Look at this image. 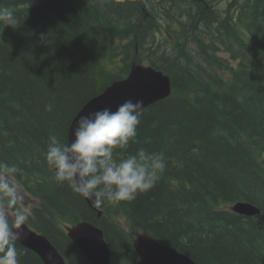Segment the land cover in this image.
Listing matches in <instances>:
<instances>
[{
  "label": "trees",
  "instance_id": "trees-1",
  "mask_svg": "<svg viewBox=\"0 0 264 264\" xmlns=\"http://www.w3.org/2000/svg\"><path fill=\"white\" fill-rule=\"evenodd\" d=\"M219 1L0 0L17 21L0 23V161L21 169L25 224L66 264H89L66 233L80 221L102 230L111 264L137 263L140 232L196 264H264V0ZM134 61L168 75L171 94L140 111L114 158L162 152L166 168L135 200L98 206L97 218L52 179L45 153ZM239 201L260 213H234ZM16 249L19 264H43Z\"/></svg>",
  "mask_w": 264,
  "mask_h": 264
},
{
  "label": "clouds",
  "instance_id": "clouds-1",
  "mask_svg": "<svg viewBox=\"0 0 264 264\" xmlns=\"http://www.w3.org/2000/svg\"><path fill=\"white\" fill-rule=\"evenodd\" d=\"M0 23L14 28V13L0 8ZM40 40L49 44L46 34H41ZM141 107V101L129 99L115 111L104 108L81 116L71 143L50 136L45 158L52 179L58 185L66 183L96 206L131 202L151 190L166 168L162 152L140 149L122 159L114 158L116 150H127L136 137ZM51 110L52 106L46 105V111ZM20 173L15 164L0 161V264H19L16 242L21 238V226L29 219Z\"/></svg>",
  "mask_w": 264,
  "mask_h": 264
},
{
  "label": "water",
  "instance_id": "water-1",
  "mask_svg": "<svg viewBox=\"0 0 264 264\" xmlns=\"http://www.w3.org/2000/svg\"><path fill=\"white\" fill-rule=\"evenodd\" d=\"M171 94L170 77L151 66L132 62L126 78L114 81L100 94L91 98L72 120L67 134L71 143L73 130L81 116L110 108L115 111L126 100L141 101L144 108L161 101ZM86 204L101 216L98 206L82 197ZM234 213L251 217L260 213L259 208L247 202H237L230 207ZM21 238L17 243L35 253L43 264H65L56 248L49 240L30 229L26 224L20 228ZM68 238L79 249L89 264H111V252L104 240L103 232L95 223L78 222L66 228ZM133 247L138 257L136 264H196L188 256L156 241L145 232L138 233L133 239Z\"/></svg>",
  "mask_w": 264,
  "mask_h": 264
},
{
  "label": "rangeland",
  "instance_id": "rangeland-1",
  "mask_svg": "<svg viewBox=\"0 0 264 264\" xmlns=\"http://www.w3.org/2000/svg\"><path fill=\"white\" fill-rule=\"evenodd\" d=\"M220 2V6H224V4L227 2L226 0H221V1H219ZM175 29V26L174 25H171V27H170V30H174ZM165 35H169L168 33H167V31L164 33ZM167 37V36H166ZM168 39L170 40V41H173L174 39H173V37H171V36H169L168 37ZM157 40H160V37L158 36L157 37ZM220 56H222V57H224V58H228V56H226V54H224V53H221L220 54ZM144 65H146V64H144ZM110 67L112 68L113 67V64H110ZM222 67V66H221ZM32 204V202H31V200L30 199H24V201H23V206H24V208L26 209V210H28L29 209V206ZM10 216V215H9ZM123 226L124 227H126V228H128L127 227V223H126V221H123Z\"/></svg>",
  "mask_w": 264,
  "mask_h": 264
}]
</instances>
